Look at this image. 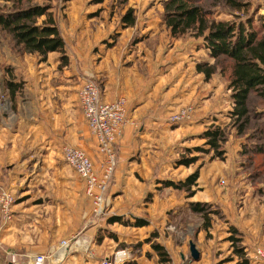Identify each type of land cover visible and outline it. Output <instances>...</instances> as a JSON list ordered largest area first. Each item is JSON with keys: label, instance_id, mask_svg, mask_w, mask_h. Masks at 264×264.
Returning a JSON list of instances; mask_svg holds the SVG:
<instances>
[{"label": "crops", "instance_id": "crops-1", "mask_svg": "<svg viewBox=\"0 0 264 264\" xmlns=\"http://www.w3.org/2000/svg\"><path fill=\"white\" fill-rule=\"evenodd\" d=\"M77 1H68L64 8L69 22L56 24L65 44L63 53H49L41 61L37 55L12 54L7 49L4 59L0 58V186L16 197L11 220L0 223V264H13L7 255L14 257V264H27L32 255H55L59 243L75 235L84 246L68 251L62 259L49 258L47 264H100L112 258L111 248L107 245L106 250L101 243L106 237L99 233L100 218L92 216L85 185L61 154L63 145L83 150L99 169L100 156L78 108L82 70L95 76L102 101L126 100L128 122L117 140L110 194L116 199L112 208L134 216L156 213L157 196L147 202L144 193L158 188L152 171L166 144L171 143L169 135L183 139L190 135L189 124L171 130L170 112L181 104L202 102L199 90L206 81L202 73L190 66L178 73L158 69L156 48L146 45V36L154 34L156 25L120 29L113 24H91V10L82 0ZM87 17L89 22H84ZM116 33H121L118 45L102 48L103 37ZM196 49L195 53L213 60L202 42ZM7 82L12 84V92L6 88ZM202 111L197 108L195 117L202 119ZM260 209L255 218L248 203L231 216L233 228L244 238L250 264H264L259 256V252L264 255V205ZM136 220L129 224L131 228L148 227L133 226ZM121 221H106V226L127 224ZM106 236L115 244L127 242L126 234L107 232ZM133 239L141 241L143 236Z\"/></svg>", "mask_w": 264, "mask_h": 264}, {"label": "rangeland", "instance_id": "rangeland-1", "mask_svg": "<svg viewBox=\"0 0 264 264\" xmlns=\"http://www.w3.org/2000/svg\"><path fill=\"white\" fill-rule=\"evenodd\" d=\"M68 1L71 0H33L31 2L0 0V16H5L17 8L21 9L28 5H48L50 6L49 11L55 16L56 24H64L69 22L68 14L64 13V8L68 7ZM163 1L82 0L81 2L86 3L84 5L89 7L88 10H91L93 14L91 18L94 17V20L93 23L91 21V24H101L107 27L113 24V27L126 29L128 27L124 26L123 17L131 13L134 20L131 27L145 26L148 23L156 25L153 28L154 34L146 36L149 41L146 45L155 46L159 70L166 68L167 71L178 73L182 67L188 70L190 66L197 71L198 64L206 67L214 65V60L211 61L202 52L195 53L198 50L196 48H199V44L202 42L201 39H195L191 35L171 39L161 19ZM239 1L247 6L240 10H231L226 7L223 0H216L218 5L215 7H212V2L215 1L206 0V6L212 7L213 18L216 20L244 22L245 15L252 16L253 14L254 20L258 16L264 17V0ZM75 2L79 3L77 0ZM87 21L89 22L88 17L84 22ZM67 26L68 24H65L66 29ZM120 37L121 33L110 37L104 36L105 47L102 48L116 47L118 45L117 38ZM109 38H115V40L110 42ZM7 49H10L12 54H24L22 48L15 44L12 36L0 27L1 59L6 56ZM193 62L196 65H193ZM90 72V70H82L79 74L78 83L80 86L86 78L95 79V76ZM229 72L230 62L219 60L213 75L209 79L205 78V85H200L199 92L203 94L200 105L189 102L177 106L170 112L172 114L168 116V123L173 127L171 130L186 124H189L192 129L188 138L183 139L177 135L174 137L169 135L168 140L171 143L166 144L163 157H159V165L153 168L152 178H158V188L144 193L147 202L150 200L153 202L154 195L157 196L156 204H154L156 213H153L152 217L143 215L140 217L136 215V217L128 211L121 212L118 211V208H112V203L116 199L114 198L115 194H110L111 185H109L107 202L110 204L105 215L99 219L101 226L99 233L106 237L101 240V243L106 250L107 245L108 249L111 248L109 251H113V253L110 254L108 251V254L112 257L116 252H125L128 254V259L124 263L132 261L136 264H205L210 261L212 264H236L237 257L233 254L230 237L239 238L242 246L244 238L238 229L233 228L231 216L241 212L243 205L249 203L256 212L254 217L258 218L260 208L264 205V153L256 152V147L264 145V101L255 94L251 95L248 104L250 111L248 125L241 134L237 133V125L228 117V112L232 107L230 92L227 90ZM202 74L204 75V73ZM78 106L80 109L79 102ZM188 107L191 108L188 118L176 122L170 121L171 116ZM197 108L203 110L202 119L195 117ZM83 121L85 123L84 118ZM216 127L224 132V142L220 147L223 152L221 157H217L216 152L205 145L204 139L201 138L205 131ZM91 137L94 140L95 151L100 156L99 169H97L100 170L102 157L95 138L92 135ZM192 157L196 161L189 166H180L177 163L182 158ZM195 172L197 173L196 181L187 189H174L163 185L165 181L175 184L183 182ZM191 205H199L202 212H194ZM113 216L121 218L127 224L106 226L107 219ZM136 218L145 222L148 227L140 230L131 228L129 224ZM235 221L234 217L233 222ZM232 228L235 229V234L232 232ZM107 232L118 236L126 234L127 242L122 241L121 244H115V241L106 236ZM137 236H143V239L136 242L133 238ZM191 243L198 253L197 261H194L190 254ZM153 245L163 248L162 252L166 254L164 258L168 260L166 263H161V257L152 249ZM7 257V261L11 262L10 256L7 255Z\"/></svg>", "mask_w": 264, "mask_h": 264}, {"label": "trees", "instance_id": "trees-1", "mask_svg": "<svg viewBox=\"0 0 264 264\" xmlns=\"http://www.w3.org/2000/svg\"><path fill=\"white\" fill-rule=\"evenodd\" d=\"M33 1V0H27ZM215 7L216 0H213ZM226 7L231 10H240L247 5L239 0H223ZM162 21L169 32L171 39H178L191 35L195 39L202 40V47L208 52L214 65L206 67L198 64L197 71L204 73L209 79L215 72L219 60L230 62V72L227 75V90L230 92L231 110L228 117L237 125L239 134L243 132L249 122V100L252 94L259 96L264 101V17L245 15L244 22L228 20H216L213 18V10L206 6V0H164L162 2ZM50 6L28 5L21 9L11 11L5 16H0V27L10 34L16 45L20 46L24 53L37 55L44 61L49 53H63L64 41L57 28L54 16L49 11ZM247 14V13H246ZM40 20V22H38ZM125 27H131L134 20L131 13L123 17ZM257 23V24H256ZM222 71V70H221ZM8 91L12 92V84L5 83ZM201 138L205 145L221 157L220 150L224 142V132L216 127L205 131ZM257 153H264V145L256 147ZM196 159L182 158L178 165L189 166ZM197 178V173L190 175L185 181L178 183L163 182L165 187L174 189L189 188ZM194 212H202L199 205H191ZM108 223L122 222L121 218L113 216L107 219ZM135 227L145 226V222L136 220ZM235 234V229L232 228ZM233 254L237 257L236 264H250V259L237 237H230ZM161 263L168 260L166 254L159 245H153ZM124 264H136L126 262Z\"/></svg>", "mask_w": 264, "mask_h": 264}, {"label": "built area", "instance_id": "built-area-1", "mask_svg": "<svg viewBox=\"0 0 264 264\" xmlns=\"http://www.w3.org/2000/svg\"><path fill=\"white\" fill-rule=\"evenodd\" d=\"M78 102L90 134L98 144L102 157V165L97 170L87 154L77 148L65 145L61 154L63 162L70 167L85 185V195L92 204V216L102 218L109 206L107 202L108 188L117 164V140L121 136L127 122L126 100L119 97L111 102L101 99L100 87L94 78H86L78 91ZM191 108H184L180 113L171 116L170 121L176 122L189 117ZM16 197L8 189L0 186V223L6 224L12 218V206ZM79 235L62 240L55 255H32L27 257V264H47L49 258H63L68 251L81 248ZM259 256L264 255L259 252ZM128 259L125 252H116L112 258L103 259L100 264H124ZM10 263H15L11 256Z\"/></svg>", "mask_w": 264, "mask_h": 264}, {"label": "water", "instance_id": "water-1", "mask_svg": "<svg viewBox=\"0 0 264 264\" xmlns=\"http://www.w3.org/2000/svg\"><path fill=\"white\" fill-rule=\"evenodd\" d=\"M190 254L194 261H197L199 259L198 253L195 250V246L192 243L190 244Z\"/></svg>", "mask_w": 264, "mask_h": 264}]
</instances>
